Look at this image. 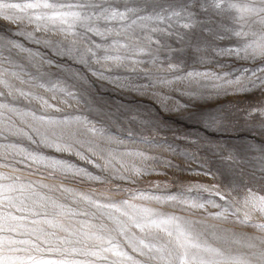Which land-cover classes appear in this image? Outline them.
<instances>
[{
  "label": "snow or ice",
  "instance_id": "6c2138e0",
  "mask_svg": "<svg viewBox=\"0 0 264 264\" xmlns=\"http://www.w3.org/2000/svg\"><path fill=\"white\" fill-rule=\"evenodd\" d=\"M0 22L12 28L0 36V264H264V195L236 179H264V143L182 137L192 150L180 152L131 111L124 123L137 131L112 134L103 122L114 110L92 92L106 83L181 113L229 92L264 93V0H0ZM225 57L248 66L194 67ZM243 116L264 125V102ZM201 123L228 132L232 113ZM192 166L214 183L141 186Z\"/></svg>",
  "mask_w": 264,
  "mask_h": 264
},
{
  "label": "rangeland",
  "instance_id": "374dc122",
  "mask_svg": "<svg viewBox=\"0 0 264 264\" xmlns=\"http://www.w3.org/2000/svg\"><path fill=\"white\" fill-rule=\"evenodd\" d=\"M6 32H12L11 26L0 22V36H3ZM246 66L248 65H245L243 62L234 61L231 58L226 57L221 58L219 64L213 62L207 66L194 65L196 70L216 72L229 71L233 74L239 73L241 68ZM165 91L169 92V95L172 96L173 100L181 99L187 103V98L181 97L178 92L173 93L170 89H166ZM92 92L97 101L107 106L109 110H114V117L111 123L108 121L103 122L104 126L108 128L112 134L125 136V133L129 128H131L134 133L137 131L131 123H124L127 119L128 112L131 111L149 117L153 124L158 125L160 129H162L159 133L160 144L167 147V145H164V141L168 140L172 146L180 152L192 150L188 148L192 146L186 145L185 140L182 139V137H201L208 140H218L221 143L231 145L255 144L258 148L264 143V135L258 134L259 130L264 128V125L258 120L255 124L251 122L245 123L246 118L243 116L244 110L250 105L264 102V93L259 91L251 90L247 93L229 92L227 96L221 95L219 97L198 100L193 102L190 108L183 113L163 109L160 102L154 99L151 94L143 95L130 93L126 90H116L106 83H96V85L92 87ZM221 109L228 110L232 113L233 123L230 126L229 131L216 132L214 129L204 127L201 121L206 119L209 114L218 112ZM7 117L8 114L5 113L4 118L7 119ZM13 119H15V117H13ZM173 138L175 139L173 140ZM7 142L8 141L0 139V143ZM131 144L132 142L129 141L130 146ZM135 147L148 151L150 155L160 154V150L155 144L152 145L151 150H149L147 145H141L139 143ZM51 154L59 155L56 153ZM66 158L80 163L75 157ZM167 158L173 159L172 154L168 153ZM17 159H19V157H17ZM182 159V157H177L173 159V163H181L180 166L183 169V166H187L183 165ZM249 159L253 165L257 164L258 154L257 156L249 157ZM5 162L7 161H0V163ZM16 167L22 170L18 174L23 175L27 179H39L37 176L28 177L27 173L29 169H25L23 164H18ZM192 167L193 168L187 169L185 172H177L175 175H172L171 172H169L168 176L154 173L151 176L142 178L141 186L148 187L150 184H162L168 182L170 179L179 180L180 183L184 185L195 183L211 185L214 183V181L207 176L196 175L193 170L197 169H195L194 166ZM92 170L95 171L94 169ZM236 179L243 180L244 183H249L256 190L257 194L264 195V179H262L259 174L254 181H249L247 176H238ZM233 183H235V181H233ZM73 186L80 189H86L87 182L83 185ZM93 186L100 187L99 185ZM204 195L206 196L207 194L205 193ZM216 199L218 200V197ZM257 222L264 221H260L259 218H257ZM225 227L230 231H236L243 235H259L250 227L245 229L244 226H233L231 223L225 224Z\"/></svg>",
  "mask_w": 264,
  "mask_h": 264
}]
</instances>
